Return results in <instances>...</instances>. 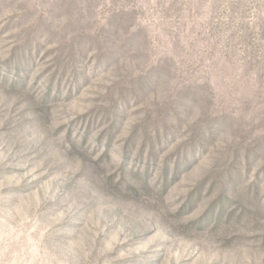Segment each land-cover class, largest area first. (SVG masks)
I'll use <instances>...</instances> for the list:
<instances>
[{
  "label": "rangeland",
  "instance_id": "1",
  "mask_svg": "<svg viewBox=\"0 0 264 264\" xmlns=\"http://www.w3.org/2000/svg\"><path fill=\"white\" fill-rule=\"evenodd\" d=\"M0 264H264V0H0Z\"/></svg>",
  "mask_w": 264,
  "mask_h": 264
}]
</instances>
